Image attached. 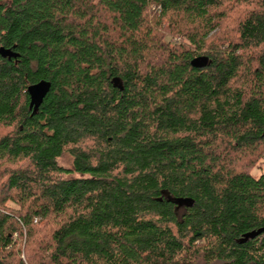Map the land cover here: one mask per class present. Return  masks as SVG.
<instances>
[{
  "label": "trees",
  "instance_id": "16d2710c",
  "mask_svg": "<svg viewBox=\"0 0 264 264\" xmlns=\"http://www.w3.org/2000/svg\"><path fill=\"white\" fill-rule=\"evenodd\" d=\"M1 46L0 264H264V0H0Z\"/></svg>",
  "mask_w": 264,
  "mask_h": 264
},
{
  "label": "water",
  "instance_id": "95a60500",
  "mask_svg": "<svg viewBox=\"0 0 264 264\" xmlns=\"http://www.w3.org/2000/svg\"><path fill=\"white\" fill-rule=\"evenodd\" d=\"M0 54L1 56L7 58L18 57V53L12 48H5L3 46L0 47ZM50 87L51 83L47 80H41L37 83L29 85V87L27 88V92L30 97V109H33V112H36L40 107L45 96L49 92Z\"/></svg>",
  "mask_w": 264,
  "mask_h": 264
},
{
  "label": "rangeland",
  "instance_id": "374dc122",
  "mask_svg": "<svg viewBox=\"0 0 264 264\" xmlns=\"http://www.w3.org/2000/svg\"><path fill=\"white\" fill-rule=\"evenodd\" d=\"M261 173H264V163L261 164V168H256L254 171H253V174L258 177L261 175Z\"/></svg>",
  "mask_w": 264,
  "mask_h": 264
}]
</instances>
